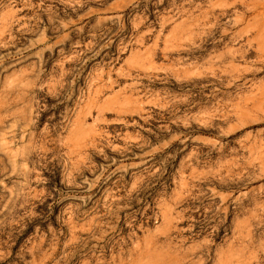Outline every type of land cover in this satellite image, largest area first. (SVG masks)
<instances>
[{
    "label": "rangeland",
    "instance_id": "obj_1",
    "mask_svg": "<svg viewBox=\"0 0 264 264\" xmlns=\"http://www.w3.org/2000/svg\"><path fill=\"white\" fill-rule=\"evenodd\" d=\"M0 264H264V0H0Z\"/></svg>",
    "mask_w": 264,
    "mask_h": 264
}]
</instances>
